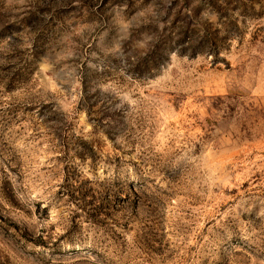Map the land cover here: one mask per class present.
<instances>
[{
  "label": "rangeland",
  "instance_id": "1",
  "mask_svg": "<svg viewBox=\"0 0 264 264\" xmlns=\"http://www.w3.org/2000/svg\"><path fill=\"white\" fill-rule=\"evenodd\" d=\"M0 264H264V0H0Z\"/></svg>",
  "mask_w": 264,
  "mask_h": 264
}]
</instances>
